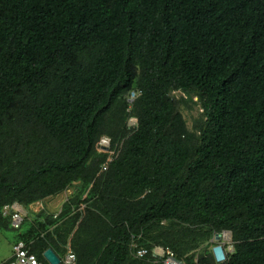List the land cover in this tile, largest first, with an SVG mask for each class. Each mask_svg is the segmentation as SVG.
Masks as SVG:
<instances>
[{"label": "trees", "instance_id": "1", "mask_svg": "<svg viewBox=\"0 0 264 264\" xmlns=\"http://www.w3.org/2000/svg\"><path fill=\"white\" fill-rule=\"evenodd\" d=\"M189 90L193 151L170 97ZM102 136L121 143L105 170ZM73 182L90 189L54 217L69 229L21 237L40 261L71 233L75 264H151L132 245L174 252L145 236L166 222L230 232L222 264H264V0H0V209Z\"/></svg>", "mask_w": 264, "mask_h": 264}, {"label": "rangeland", "instance_id": "2", "mask_svg": "<svg viewBox=\"0 0 264 264\" xmlns=\"http://www.w3.org/2000/svg\"><path fill=\"white\" fill-rule=\"evenodd\" d=\"M135 97L136 95L129 96L130 100L134 99ZM170 97L173 100L176 111L182 121V127L180 129L181 138L186 144L190 145L193 151L197 145L200 130L204 123L203 110L200 103L198 102L197 95L191 90L186 92L171 91ZM127 112L130 113V108H128ZM126 125L128 126L129 130H132L136 127V120L132 115H127ZM11 139V137L8 138L7 136L6 150H10V148L8 147ZM101 141L103 142V144H105L101 145ZM120 145L121 143L119 142L117 145L112 146L111 148L110 139L107 136L101 137L95 149V153L107 154V158L103 166H106V163L109 162L112 157L117 154L120 149ZM106 148L107 151H105ZM3 171H5V168H3ZM89 189L90 186L83 187L79 182H73L70 183V185H68L65 190L58 193L57 195L46 197L32 204L21 205L17 203V201L7 204L8 206L17 205L20 207L22 222L19 227L10 225L11 221L9 219V216L3 214V208L7 205L0 209V264L9 263L10 257L12 256V248L18 241L21 240V237H26L29 233H31L32 236H36L37 234L42 233L45 236L53 235L54 237L55 227L69 229L68 219L72 217L71 213L65 216L62 215L57 219L54 218L59 215L61 209L64 206L57 204V200L55 198H64V194L68 192L69 194L67 196V199L71 200L74 205L79 206L80 210H83V208L87 205L86 198L89 197ZM42 225L46 226L44 231L40 230ZM167 232L170 233V237H172L175 242L174 252L184 260L185 264H188V260L196 261L197 258L201 256H207L211 260L212 264H216L212 254V249L218 244L223 247L226 256H228L233 251L232 239L230 238L227 241L225 238L226 233H222V239L217 242L215 239L216 234L208 230L207 228H192L187 231L182 225L163 222L161 224L153 225L150 231H148L145 236L148 239L149 237H152L160 241L158 235L160 233ZM70 237L71 233L66 236L65 245L61 246L59 256L61 259H63L68 253L75 254L74 249L70 244ZM155 248L164 247L155 246L151 249ZM132 258L134 257L132 256Z\"/></svg>", "mask_w": 264, "mask_h": 264}, {"label": "built area", "instance_id": "3", "mask_svg": "<svg viewBox=\"0 0 264 264\" xmlns=\"http://www.w3.org/2000/svg\"><path fill=\"white\" fill-rule=\"evenodd\" d=\"M104 145L103 142H100ZM106 166H102V170H105ZM3 214L8 215L11 221V225L19 227L22 222V214L19 206H5L3 208ZM133 257L138 260H144L150 258L151 264H183L178 260L175 253L170 249L155 248L146 249L144 247H138L132 245ZM8 264H49L45 259L44 261L38 260L36 255L31 252L30 244L24 241H18L12 248V256ZM60 264H75V255L68 253L63 259L60 258Z\"/></svg>", "mask_w": 264, "mask_h": 264}, {"label": "water", "instance_id": "4", "mask_svg": "<svg viewBox=\"0 0 264 264\" xmlns=\"http://www.w3.org/2000/svg\"><path fill=\"white\" fill-rule=\"evenodd\" d=\"M105 151H107V148L105 149ZM223 233H228L231 238L230 232L225 231ZM221 234L215 235V239L217 242H219L222 239ZM212 254L217 264H222L225 262L226 254L223 247L220 244L213 247ZM42 256L49 264H60V258L51 249H47L46 251H44Z\"/></svg>", "mask_w": 264, "mask_h": 264}, {"label": "crops", "instance_id": "5", "mask_svg": "<svg viewBox=\"0 0 264 264\" xmlns=\"http://www.w3.org/2000/svg\"><path fill=\"white\" fill-rule=\"evenodd\" d=\"M68 194H69L68 192L66 194H64L65 195L64 198H62V197L55 198L57 200V204L62 206L64 204V202L68 200L67 199ZM60 209H61V207H60Z\"/></svg>", "mask_w": 264, "mask_h": 264}, {"label": "bare ground", "instance_id": "6", "mask_svg": "<svg viewBox=\"0 0 264 264\" xmlns=\"http://www.w3.org/2000/svg\"><path fill=\"white\" fill-rule=\"evenodd\" d=\"M225 238L228 241L230 239V235L228 233L225 234Z\"/></svg>", "mask_w": 264, "mask_h": 264}]
</instances>
